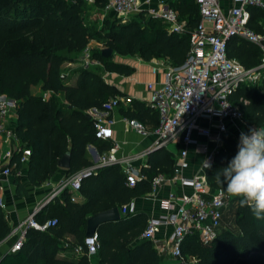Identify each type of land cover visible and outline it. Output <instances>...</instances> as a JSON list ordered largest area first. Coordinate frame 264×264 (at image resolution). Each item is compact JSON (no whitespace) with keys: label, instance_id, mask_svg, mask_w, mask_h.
<instances>
[{"label":"trees","instance_id":"1","mask_svg":"<svg viewBox=\"0 0 264 264\" xmlns=\"http://www.w3.org/2000/svg\"><path fill=\"white\" fill-rule=\"evenodd\" d=\"M95 1L103 5V1ZM170 7L188 30L198 24L200 17L195 0H173ZM85 8L84 0H0V96L17 102L13 133L20 145L9 164H14L11 172L19 170L22 164L19 158L23 151L27 152L26 177L32 185L48 179L64 154H68L66 172L70 174L90 165L84 159L87 144L96 146L100 153L110 146L109 142L94 137L93 121L85 112L99 108L116 91L90 71L91 66L79 69L75 82L68 84V76L60 77L61 66L71 61L68 54L78 53L90 40H97L101 47L117 55L138 56L144 61L164 58L169 64L177 65L183 62L188 50L187 32H168L159 19L147 17L145 20L139 13L134 20L125 22L118 18L113 22L105 19L101 29L86 21ZM248 12L247 26L264 38V0L263 7L250 6ZM143 21H146L144 25ZM101 50L92 48L90 57L104 70L122 75L132 72L131 67L112 61L111 56L102 57ZM225 53L243 68L257 66L260 59L258 47L237 36L226 40ZM36 85L40 86L39 95L30 92ZM42 93L50 94L42 98ZM56 94H61V101ZM230 100L238 104L246 124L264 127V71L256 84L238 86ZM136 108L137 113L127 112L128 119L141 120L145 116L153 120L154 115H149L146 109L137 104ZM155 125L156 119L151 129ZM237 151L235 139L222 135L221 146L213 156L211 167L205 171L210 188L224 189L216 175L228 166ZM172 164L173 157L164 148L151 151L146 156V166L139 169L141 179L133 188L123 185L117 164L89 173L81 178L77 191L83 201H70V194L63 189L45 211L33 215L38 223L55 218L56 224L44 231L26 228L19 249L7 253L0 264H90L82 245L86 218L149 192L154 176L172 175ZM16 186H19L17 182ZM229 203L234 210L233 230H220L213 240L205 243L195 234L183 238L181 253L193 258L192 264H264V219L258 220L248 207H240L238 198L230 199ZM146 218L144 213H127L116 221L99 225L94 255L97 264H161L149 240L139 238ZM9 230L0 210V240ZM65 234L75 238L70 247L76 255L70 260L54 255ZM76 247L81 251H75Z\"/></svg>","mask_w":264,"mask_h":264},{"label":"built area","instance_id":"2","mask_svg":"<svg viewBox=\"0 0 264 264\" xmlns=\"http://www.w3.org/2000/svg\"><path fill=\"white\" fill-rule=\"evenodd\" d=\"M86 1L92 3L95 0ZM101 1L103 9L112 11L121 22H125L131 13L137 15L144 12L147 17L165 23L168 32H187L188 50L183 62L177 65L156 62L151 72L161 69V81L146 84L148 96L144 102L157 117L156 125L151 130L155 140L149 149H165L175 138H178V148L172 153V175L166 177L157 174L150 181L148 196L157 200V211L147 216L139 238L149 240L162 261L192 264L194 259L181 253L183 238L195 234L204 243L213 240L220 225L221 211L231 199L224 189L208 186L206 162L211 164L221 146L222 135L233 137L238 145L242 127L245 128L244 132L256 127L244 122L242 111L237 103L231 102L230 96L241 84L259 82L264 71V38L247 26L248 7H263V0H226L225 3L219 0H195L200 18L198 24L189 30L167 4L158 3L151 7L150 0ZM230 36L245 39L258 47L260 59L257 66L243 68L236 60L226 56L225 43ZM90 53L86 45L80 59L84 68L98 63L90 57ZM63 76L66 74L62 72L60 77ZM46 95L42 93V98ZM130 102L128 96H114L102 102L99 108L86 110V115L93 121L94 137L100 141H110V146L103 153H95L92 166L66 178L50 197L66 188L77 192L81 178L108 165L117 164L120 167L123 185L127 188H133L141 179L139 167L133 165V159L118 158V145L111 140L114 124L112 111L120 104L128 105ZM242 102L245 103V100ZM16 106V100L0 96V178L18 175V170L11 172L14 164H9L10 157L20 150L13 130L8 127V118L15 115ZM125 123L142 136L148 133L136 120L125 119ZM189 148L194 149L192 155ZM196 155L199 156L197 169L185 175L184 171L190 167ZM26 156L27 152L23 151L19 162H26ZM162 188H165V195L159 196ZM77 199L70 195V201L76 202ZM35 211L22 222L10 252L19 249L26 228L44 231L56 224L55 218L43 223L36 222L33 219ZM133 211L131 201L118 209L120 215ZM159 230H162L161 234H158ZM82 245L87 258L94 256L98 248L96 234L84 237ZM75 251L80 252L81 248L76 247Z\"/></svg>","mask_w":264,"mask_h":264},{"label":"crops","instance_id":"3","mask_svg":"<svg viewBox=\"0 0 264 264\" xmlns=\"http://www.w3.org/2000/svg\"><path fill=\"white\" fill-rule=\"evenodd\" d=\"M84 1L87 10L89 8L91 9V12H89L87 16L88 19L92 20V22H96V23L99 22L100 24H102L105 20V16L107 15L115 16V14L112 11L104 10L103 5L97 4L96 1L92 3H89L86 0ZM219 1L221 3L226 2V0H219ZM172 2L173 0H150L149 6L154 7L158 3H163L170 6ZM132 14L135 13H131L129 16H131ZM142 14L146 16L144 12H142ZM84 15L86 18V10ZM165 28L167 30L166 25ZM92 41L93 40H90L89 42ZM89 42L87 43V45L91 50L94 46L90 45ZM99 48L103 49V47L101 46H99ZM109 56H111L112 61L119 62L131 67L132 72L129 75H122L113 72H108L104 70L103 67L98 63L96 65H92L91 67L93 68L89 70L98 74L105 83L111 85L115 89L116 95L114 96H128L131 98V102L128 105L120 104L117 108H115L112 111L111 116L114 120V124L112 125L111 140L118 145L116 156L121 159L122 158L133 159L132 162L133 165L138 166L140 169V167L146 166L147 154L155 150L153 149L150 151L149 148L153 146L155 140V136L151 133L152 130L151 127L153 126V120H155L157 117L155 112H153L150 109H147L148 107L144 102L148 96V90L146 89V84L148 83L157 84L158 82L161 81L162 78L161 69H158V71H156L155 73L151 72V67L154 66L156 62L164 61L167 64H169V62L166 61L164 58H154L148 61H144L138 56H122V55H117L112 51ZM115 56H118V58ZM68 64L76 65V68H72L73 70L66 73L64 72L65 70H63L66 68V65L63 64L61 66V71L65 73L66 76L69 77V79L66 78V80H68V84H73L78 74V70L81 69V67L78 63H68ZM40 91L41 90L39 85L32 86L30 88V92L33 95H39L41 93ZM49 94L50 93H47L46 96H48ZM55 97L59 101L62 100L61 94H56ZM136 104L139 108L144 110L146 109L148 111V114L154 115L155 118V119L153 118V120L145 116H143L141 120H138L135 117L131 118L141 123L142 126L145 128V130L148 131V133L144 136L136 133L133 128L127 126V124L125 123V119L129 118L127 117L128 116L127 112L137 113ZM14 119H15V115H12L8 118V127L11 130H13L15 125ZM242 130L244 132L245 128L242 127ZM177 143H178V138L173 139L171 142H169L166 145L164 151L172 156V153L175 152L178 148ZM147 149L149 151L146 153ZM193 151L194 149L189 148L190 155H192ZM95 153H100L96 146L92 144H87L85 146L84 159H86L90 163L88 167L92 166L93 164L92 162L95 160ZM194 157L195 158L191 163L190 167L184 171L185 175H190L195 169H197V166L199 164V156L196 155ZM26 162L21 164V167L18 170V175L10 174L9 176L0 178V203L2 204L0 205V210L10 229L8 234L0 240V260L7 253H12L9 251V249L19 235L20 229L22 228V222L34 210H36L35 213L40 211H45L46 206L53 204L52 199L58 197L60 192L55 193L53 197H50V195L55 191L56 188H58L61 182H63L66 178H68L73 174V173L68 174L66 172L67 168H62L56 164L57 168L55 172L48 179L41 182L39 185H32L26 177V171H27ZM88 167H81L80 170ZM165 176L168 177L167 175ZM16 182L19 185L18 187L16 186ZM66 189L70 195H74L75 197L78 198L76 201L77 203L83 201V198L79 195L78 192L70 190L69 188ZM164 195H165V188H162L161 191L159 192V196H164ZM130 201L133 203V207H134V211L132 213H144L147 217L151 212L155 213L157 211V205H156L157 200L156 199L152 200V197L148 196V192L137 195L131 198ZM230 205L231 203H229V205L226 208L222 209L221 211L220 225L216 230L217 233L220 230L226 228L225 226H227L228 224L227 223L228 215L230 216L234 215V213H231V210L229 209ZM117 208L119 209L120 207ZM232 211L234 210L232 209ZM83 233H84V229H83ZM161 233L162 230H159L158 234ZM74 242H75V238L73 235L65 234L60 239L59 244L55 250L54 253L55 257L58 259H65V260H70L72 259V257L74 258V255L76 254L73 251V249H71L70 247L71 245L74 244ZM88 259L90 264H97L95 256H90ZM161 262L163 263L164 261Z\"/></svg>","mask_w":264,"mask_h":264},{"label":"clouds","instance_id":"4","mask_svg":"<svg viewBox=\"0 0 264 264\" xmlns=\"http://www.w3.org/2000/svg\"><path fill=\"white\" fill-rule=\"evenodd\" d=\"M237 154L216 175L226 193L264 219V127L241 132ZM207 167H211L206 162Z\"/></svg>","mask_w":264,"mask_h":264},{"label":"water","instance_id":"5","mask_svg":"<svg viewBox=\"0 0 264 264\" xmlns=\"http://www.w3.org/2000/svg\"><path fill=\"white\" fill-rule=\"evenodd\" d=\"M100 53L102 57L106 58L111 54V49L103 48ZM57 165L62 168H68V155L64 154L60 159H58ZM119 217L120 215L118 212V208L116 206L105 209V210L98 211L88 216L85 220L84 237H90L94 233H96L97 227L101 225L102 223L116 221L119 219ZM161 264H182V263L170 262V263H161Z\"/></svg>","mask_w":264,"mask_h":264},{"label":"rangeland","instance_id":"6","mask_svg":"<svg viewBox=\"0 0 264 264\" xmlns=\"http://www.w3.org/2000/svg\"><path fill=\"white\" fill-rule=\"evenodd\" d=\"M85 10H86V21L88 23H93V24H91V26H93V27H96V28L98 27V28L104 29L103 28V24H100L99 22H97V23L96 22H92V20L88 19L87 14L89 12H91V9L89 8L87 10V7H86ZM135 17H136V15L135 14H132L131 16H128L127 21L134 20ZM144 18L146 20L147 19V16H144ZM105 19L111 20L112 22H113V20L114 21H118V19L114 15H107V16H105ZM145 22L146 21H143L141 24L144 25ZM89 44L92 45V46H94L93 48H99V46H101L100 45V42L97 41V40H93L92 42H89ZM91 51H92V49H91ZM81 54H82V50L80 52H78V53H75V54H68L67 56H70L71 61L66 62V63L67 64L68 63H78L80 65V67L83 68L81 66V64H80ZM115 57L118 58V56H115ZM66 63H64L66 65V68L63 69V70H65L64 72L68 73L69 71L73 70L72 68H76V65H73V64H68L67 65ZM91 68H93V67H90L89 69H91ZM231 199H233V197H231ZM232 208H233V205L231 204L229 206V209L231 210V213H233ZM227 223H228L227 226H225L227 229L233 230L235 228L234 221H233V216L228 215V217H227ZM163 261L166 262L165 260H163Z\"/></svg>","mask_w":264,"mask_h":264}]
</instances>
